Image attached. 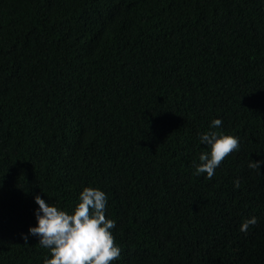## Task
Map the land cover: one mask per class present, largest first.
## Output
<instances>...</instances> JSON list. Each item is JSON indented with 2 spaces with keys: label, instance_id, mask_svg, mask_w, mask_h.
I'll return each mask as SVG.
<instances>
[{
  "label": "trees",
  "instance_id": "1",
  "mask_svg": "<svg viewBox=\"0 0 264 264\" xmlns=\"http://www.w3.org/2000/svg\"><path fill=\"white\" fill-rule=\"evenodd\" d=\"M209 130L239 140L211 179L195 174ZM250 160L264 161V0H0V264H44L21 235L35 196L71 212L85 187L107 196L112 264H264Z\"/></svg>",
  "mask_w": 264,
  "mask_h": 264
},
{
  "label": "clouds",
  "instance_id": "2",
  "mask_svg": "<svg viewBox=\"0 0 264 264\" xmlns=\"http://www.w3.org/2000/svg\"><path fill=\"white\" fill-rule=\"evenodd\" d=\"M220 119L211 122L210 129L219 128ZM202 144L209 146V151L199 156L200 163L195 174L206 173L211 179L215 169L239 148V140L232 135L209 130L200 136ZM264 161L250 160L248 167L259 170ZM234 187L239 188V179L234 181ZM39 206L35 212L37 224L30 226L28 234H21L27 243L29 235L39 238V244L48 249L50 258L44 264H112L121 254L115 244L111 229L115 221L105 215L107 196L94 187H85L79 194L78 202L72 211H66L49 204L40 195L35 196ZM257 222L251 217L242 222L241 232H247L250 225Z\"/></svg>",
  "mask_w": 264,
  "mask_h": 264
}]
</instances>
